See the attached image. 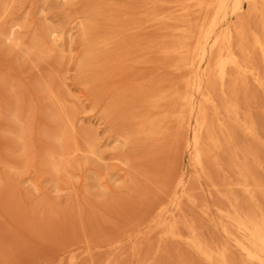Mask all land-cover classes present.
<instances>
[{
	"label": "rangeland",
	"instance_id": "374dc122",
	"mask_svg": "<svg viewBox=\"0 0 264 264\" xmlns=\"http://www.w3.org/2000/svg\"><path fill=\"white\" fill-rule=\"evenodd\" d=\"M175 2L0 0V32L13 31L11 41L0 37V238L18 260L178 264L173 251L184 246L159 244L147 225L161 190L184 173L202 186L200 200L220 201L195 171L183 132L172 146L173 121L170 136L138 133L139 117L150 113L138 94L177 74L156 47L170 38ZM165 12L172 19L148 20ZM50 89L76 122L81 151ZM210 166L212 179L225 174ZM138 231L131 247L127 236Z\"/></svg>",
	"mask_w": 264,
	"mask_h": 264
},
{
	"label": "bare ground",
	"instance_id": "6f19581e",
	"mask_svg": "<svg viewBox=\"0 0 264 264\" xmlns=\"http://www.w3.org/2000/svg\"><path fill=\"white\" fill-rule=\"evenodd\" d=\"M172 8L179 16L168 27L170 38L156 47L171 56L169 67L177 74L138 94L150 112L139 117L138 133L170 136L173 121L172 146L183 140V132L195 171L209 178L220 201L212 207L200 200L196 190L202 186L192 187L181 173L161 190L147 225L159 244L185 247L174 248L178 264H264V101L256 91L264 99V0H176ZM160 19L172 17L165 12L148 20ZM0 37L11 41L13 31ZM49 96L69 128L73 151H81L64 101L53 89ZM209 165L225 174L212 179ZM214 214L220 217L217 223ZM138 234L128 235L126 243L134 247ZM10 253L1 237L0 264H37ZM102 264L119 263L107 259Z\"/></svg>",
	"mask_w": 264,
	"mask_h": 264
}]
</instances>
